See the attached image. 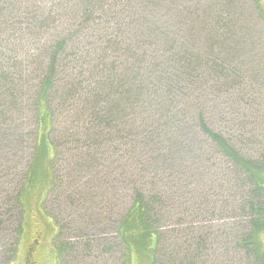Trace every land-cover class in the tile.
<instances>
[{
    "label": "trees",
    "instance_id": "1",
    "mask_svg": "<svg viewBox=\"0 0 264 264\" xmlns=\"http://www.w3.org/2000/svg\"><path fill=\"white\" fill-rule=\"evenodd\" d=\"M263 32L260 0H0V135L52 142L61 260L98 264L114 230L128 253L155 241V264H264V159L210 123L264 87Z\"/></svg>",
    "mask_w": 264,
    "mask_h": 264
},
{
    "label": "rangeland",
    "instance_id": "2",
    "mask_svg": "<svg viewBox=\"0 0 264 264\" xmlns=\"http://www.w3.org/2000/svg\"><path fill=\"white\" fill-rule=\"evenodd\" d=\"M260 4L264 14V0H260ZM261 38L263 40L257 54L264 64V32L261 33ZM254 93L255 95L251 97L253 101L251 99L246 101L248 104L239 103L236 98L235 101L228 99L226 109L218 101V108L213 111L210 123L212 129L232 142L243 157L259 162L264 159V87H256ZM3 129L5 128H0V133ZM34 130H37L36 127L25 126L20 132L21 138L12 145L8 141L6 145V141L1 139L2 134L0 135V264H24L29 247L34 241H37L32 246L35 248H32L31 255L34 264H67V261L72 263V260L60 259L57 245L65 240L62 237L58 239L57 226L45 210V203L53 186L51 162L54 149L49 139V141L45 140L46 146L39 152L37 150L39 144L35 143L34 147L33 141L36 135ZM43 130L48 133V123ZM226 164L227 161L224 159L217 163L219 178L222 183L226 182L224 190L219 191L221 193L227 192L231 187L229 178L232 171L226 170ZM218 186L219 184L214 186L216 193L213 199L219 190ZM207 190L209 191L203 185L198 186L197 191L193 188L194 202L201 205L199 194H206ZM18 191L23 206V221L19 236L11 232L18 223H12L13 212L10 216L8 213L13 206L12 200L9 201L11 197L15 199ZM191 205L193 207V203ZM99 239L102 240L101 250L106 248L108 252L107 255L102 256L98 264H121L130 254L129 264H155V241L149 250L135 249L133 246L135 244H132V249L135 250L128 253L126 250L128 247L122 244L114 230L106 232V236ZM259 241L264 250V232L260 234ZM88 262L90 264L91 259H88Z\"/></svg>",
    "mask_w": 264,
    "mask_h": 264
},
{
    "label": "flooded vegetation",
    "instance_id": "3",
    "mask_svg": "<svg viewBox=\"0 0 264 264\" xmlns=\"http://www.w3.org/2000/svg\"><path fill=\"white\" fill-rule=\"evenodd\" d=\"M34 243H37V241H34ZM34 243L31 244L30 247H29V252L27 253V256H26V259H25L24 264H28V259H29V260L31 259L32 250L35 249V248L32 247V246L34 245ZM32 248H33V249H32ZM37 253H38V251H37ZM31 261H32V259H31ZM32 262H33V261H32Z\"/></svg>",
    "mask_w": 264,
    "mask_h": 264
},
{
    "label": "bare ground",
    "instance_id": "4",
    "mask_svg": "<svg viewBox=\"0 0 264 264\" xmlns=\"http://www.w3.org/2000/svg\"><path fill=\"white\" fill-rule=\"evenodd\" d=\"M264 163V162H263Z\"/></svg>",
    "mask_w": 264,
    "mask_h": 264
}]
</instances>
